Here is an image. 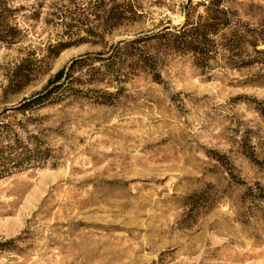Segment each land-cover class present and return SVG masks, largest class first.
Returning a JSON list of instances; mask_svg holds the SVG:
<instances>
[{"label": "rangeland", "instance_id": "374dc122", "mask_svg": "<svg viewBox=\"0 0 264 264\" xmlns=\"http://www.w3.org/2000/svg\"><path fill=\"white\" fill-rule=\"evenodd\" d=\"M187 1L0 0V121L49 147L0 177V264H264V0L226 2L260 40L239 55L230 28L206 63L152 37L151 67L87 85L111 103L6 109L79 53L181 23Z\"/></svg>", "mask_w": 264, "mask_h": 264}, {"label": "trees", "instance_id": "16d2710c", "mask_svg": "<svg viewBox=\"0 0 264 264\" xmlns=\"http://www.w3.org/2000/svg\"><path fill=\"white\" fill-rule=\"evenodd\" d=\"M226 2L227 0H198L192 4V0H188L182 7L184 20L179 24L167 23L160 32L118 39L101 49L79 53L59 67L39 89L7 106L6 109L24 113L49 104L64 102L73 96H85L99 102L111 103L118 96V91L104 90L102 94H90L98 89L87 85L103 79L109 83L120 81L123 75L128 77L134 68L151 67L154 64L153 58L141 45L148 41L145 39L152 37H166L167 40L163 42L168 47L179 52L196 54V63L207 62L211 46L209 35L221 28H230L232 40L220 44L226 45L225 48L228 50L236 51V55L243 52L247 44L255 47L256 42L260 40H249L245 34L238 31V19L232 18L236 12ZM196 4L203 6L204 15L196 14ZM257 51L264 53V47ZM230 59L227 63L240 65L236 60H232V56ZM261 61H264V58ZM12 131L9 121H0V141L12 139L5 145L9 148L8 152H3L0 145V177L17 167L43 163L49 155L48 146L38 148L24 145Z\"/></svg>", "mask_w": 264, "mask_h": 264}]
</instances>
